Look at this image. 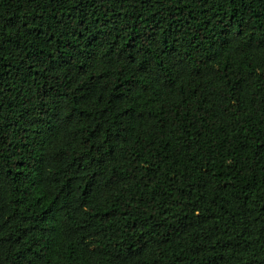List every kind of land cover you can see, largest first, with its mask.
Wrapping results in <instances>:
<instances>
[{"label": "trees", "instance_id": "16d2710c", "mask_svg": "<svg viewBox=\"0 0 264 264\" xmlns=\"http://www.w3.org/2000/svg\"><path fill=\"white\" fill-rule=\"evenodd\" d=\"M0 264H264V0H0Z\"/></svg>", "mask_w": 264, "mask_h": 264}]
</instances>
